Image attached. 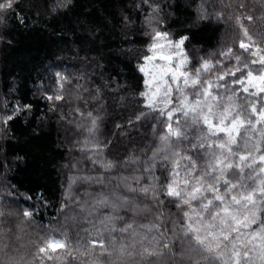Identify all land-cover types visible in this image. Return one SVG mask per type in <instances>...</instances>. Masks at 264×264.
<instances>
[{"label": "snow or ice", "instance_id": "1", "mask_svg": "<svg viewBox=\"0 0 264 264\" xmlns=\"http://www.w3.org/2000/svg\"><path fill=\"white\" fill-rule=\"evenodd\" d=\"M18 3L19 0H0V28L5 25L9 15L17 17L20 23L25 22L23 16L18 15ZM70 3L71 0H60L59 7H67ZM210 3L211 0H201L198 19L209 22L215 19L219 23L225 17L223 9L232 8L234 14L228 18L235 20L248 41L246 43L241 39L239 48L248 52L253 59L248 61L245 58L242 62L241 55H235L234 65L231 59L225 64L224 59L234 54L232 48L222 49L218 54L220 59L215 64L203 60L200 67L189 73L185 68L189 59L185 51L188 36L181 34L178 40L169 39L172 35L170 31L158 27L167 22L168 17H161L159 13L168 5L162 6L154 3V0H141L140 4H133L134 8L142 9L143 5H147L152 10L148 13L151 32L147 33V48L140 51L133 44L121 49L119 55L129 62L135 61L133 67L142 74L145 90L141 91L128 83L121 85L119 73L106 74L101 59L93 57L89 63L102 69L99 73L102 83L94 88L79 86L84 88L88 97L78 98L85 103L89 99L96 101L98 109L94 110L98 111L104 107L105 91H109L115 94L113 99L128 107L124 104L128 97L121 93L130 89L133 103L140 107L129 117L128 127L147 120L152 112L166 117V121L161 120L164 131L159 134L160 145L143 160L137 155H128V149L121 142L108 137L103 141L100 139L102 118L93 116L89 111L85 129L87 136L83 141L77 138V144L81 146L84 159L94 166L103 150L107 149L112 158L99 161V167L108 175L98 173L93 176L87 173L79 176V182L89 188L96 187L93 191L86 189L83 193L85 199L75 201L80 206L79 215L63 213L61 209L65 220L61 228L88 221L91 224V228L85 230L88 236L70 244L67 232H62L65 236L63 240L55 236V230L44 233L36 245L33 260L28 264H45L46 261L57 264L63 256L75 258L77 254L89 258L82 264H201L202 260L208 259L220 260L222 264H254V260L264 264V178L259 175L264 173V142L251 144L249 148L253 140L250 132L259 131L264 138V130L257 128V125L264 124V41H254L248 29L240 23L241 19L252 22L256 19L253 13L264 12V0H254L251 11H248L250 6L246 0H239L234 7L223 4L221 0L219 12H210L206 7ZM211 7L215 9L216 6L211 4ZM261 19L264 20V17ZM153 21L155 26H152ZM121 22L125 29L133 23L130 15H122ZM124 35L128 37L133 34L125 31ZM0 42L12 43L3 35H0ZM254 46L255 51L252 50ZM159 61L168 63L162 65L158 73L147 67L149 62ZM256 64L260 69L254 72L250 65ZM202 70H214L216 79L205 80L201 76ZM237 73L240 75L237 76ZM55 76L58 90L44 95L49 102L64 100V84L70 82L60 72H56ZM165 77H170V80L164 81ZM161 81H164L163 108L157 104ZM181 82L185 86H192L191 99L179 87ZM172 84L177 85L175 91L179 93L175 105L171 100ZM230 84L240 85L239 91L232 87L231 95L221 97L218 89H229ZM153 85L155 91L152 90ZM213 88L217 89L215 94ZM241 92L244 94L242 98ZM32 107L31 103L19 102L11 109L5 105L0 112V148L3 141L14 139L9 135L10 122L19 118L27 123ZM49 110H56L53 103L49 104ZM77 111L80 112V109ZM80 114L84 115L83 112ZM77 127L83 125L78 124ZM116 127L122 132L127 131L121 124ZM152 130L156 132V125L152 126ZM192 132L198 134L191 135ZM241 148L243 152L239 151ZM253 152L257 155H253ZM80 164L79 160L69 161L65 167L78 168ZM157 164L164 173H168L163 183L160 177L154 175ZM133 165V172L138 174L126 176L120 173L121 169L128 170ZM0 167L7 169L8 165L0 164ZM245 169L250 171L245 173ZM242 177L252 183L242 182ZM71 180L63 207H68ZM144 180L148 182L142 183ZM253 184L256 186L253 187ZM7 187L11 189L13 186ZM25 199L31 200L33 197L25 195ZM39 199L45 200L42 195ZM169 205H175L178 210L179 227L177 220L171 218ZM11 207L8 204L0 207V218L13 215L12 211H5ZM21 214L29 219L34 218L31 210H24ZM146 215H151L153 221L149 224L139 223L137 218ZM258 215L261 217L259 225ZM89 217L94 219L89 220ZM117 233L120 235L117 236ZM233 233L236 235L233 236ZM4 237L5 229L0 228V240ZM97 247L100 249L98 254ZM0 253V264H21L23 259L18 260L13 256L7 244L0 245ZM101 257L106 259L102 260Z\"/></svg>", "mask_w": 264, "mask_h": 264}, {"label": "trees", "instance_id": "2", "mask_svg": "<svg viewBox=\"0 0 264 264\" xmlns=\"http://www.w3.org/2000/svg\"><path fill=\"white\" fill-rule=\"evenodd\" d=\"M238 2L239 0H223V4H232L233 7ZM246 2L250 6L248 11H251L254 0ZM59 3L60 0H19L16 8L18 15H22L25 22L20 23L17 17L9 15L5 25L0 28V35L12 41L11 45L0 42V112L5 105L11 109L18 102L31 103L33 106L27 123L19 118L10 122L9 135L14 139L3 141V147L0 148V164L8 165L7 169L0 167V207L12 205L5 211L13 212L11 216L0 218V228L5 229V237L0 240V245L7 244L8 251L18 260L22 257L21 264H28L33 260L36 245L44 233L55 230V236L63 240L65 236L62 232H67L70 244H75L78 238L86 239L88 236L85 231L91 228L88 221L72 223L63 229L61 226L65 225L63 213L79 215L80 206L75 201L85 199V190L93 191L96 187L89 188L79 182L78 177L87 173L93 176L98 173L108 175L99 167V161L112 158L107 149L103 150L97 165L94 166L84 159L81 146L77 144V138L83 141L87 136L85 129L89 111H92L93 116L99 115L102 118L99 131L102 141L105 137L119 141L128 149V155H137L141 160L150 156L160 145L159 134L164 131V123L161 120L166 121V117H159L157 113L152 112L147 120H141L133 127H128L129 117L140 107L133 103L130 89L121 93L128 97L124 101L128 107L113 99L115 94L109 91H105L104 107L98 111L94 110L98 109L96 101L89 99L88 103H85L83 99L78 98L88 97L84 88L79 86L94 88L96 84L102 83L99 76L102 69L89 63L93 57L101 59L106 74L119 73L121 85L128 83L139 87L141 91L145 90L142 74L133 67L135 61L129 62L119 53L121 49L133 44L140 51L146 50L147 33L151 32L148 13L152 10L147 5H143L142 9L132 7L133 4H140L141 0H71L67 7H59ZM154 3L168 5L159 13L161 17H168L167 22L158 27L170 31L172 35L169 39L178 40L181 34L188 36L185 42V51L189 58L186 67L188 72L191 73L200 67L203 60L215 64V61L220 59L218 54L222 49L232 48L234 54L233 57L224 59L225 64L231 59V64L234 65L235 55H241L242 62L245 58L248 61L253 59L248 52L239 48L241 39L246 43L248 41L243 37L242 30L235 20L228 18L234 14L232 8H224L225 17L217 23L215 19L211 22L198 19L197 12L201 0H154ZM211 4H215V9ZM206 7L210 12H219L221 0H211ZM253 14L256 16L254 21L241 19L240 23L248 29L253 40L259 43L264 41V20L261 19L264 12L257 11ZM122 15H130L133 21L128 29H125L121 22ZM152 26H155L154 21ZM125 31H130L133 35L125 37ZM93 32L95 35H92ZM252 50L255 51V46ZM250 67L254 72L260 69L258 64ZM56 72L66 76L70 82L64 84V100L49 102L44 95L53 94L58 90ZM207 74L204 79H216L214 70ZM239 75L240 73H237V76ZM232 87L238 91L240 89L238 84H230L229 89L221 87L218 89L221 97L231 95ZM243 95L241 92V98ZM50 103L54 104L55 111L49 110ZM78 124L83 127L78 128ZM117 124H121L127 131L122 132L116 127ZM153 125H156L155 133L152 130ZM241 131L243 132V129ZM197 134L198 132L191 133ZM252 136L249 148L251 144L258 143L255 132ZM239 151L243 152L244 149ZM75 160L81 161L78 168L65 167L69 161ZM134 167L133 165L128 170L121 169L120 173L126 176L138 174L133 172ZM248 171L250 170L245 169V173ZM154 175L160 177V182L163 183L168 173H164L157 164ZM70 178L72 187L70 196L67 197L68 207H63L69 192ZM241 181L252 183L245 177H242ZM132 183L136 186L135 181ZM8 185L13 187L8 189ZM25 195H30L33 199L27 200ZM41 195L45 198L44 201H40ZM24 210H31L34 218L24 217L21 214ZM168 211L171 218L177 220L179 227L175 205H169ZM92 219L94 217H89V220ZM137 219L142 224L153 221L151 215ZM260 219L258 215L257 225ZM99 252L97 247L96 253ZM87 259L89 258L80 257L78 254L75 258L63 256L57 264H82V261ZM45 264L51 262L46 261ZM201 264H222V261L208 259L202 260Z\"/></svg>", "mask_w": 264, "mask_h": 264}, {"label": "rangeland", "instance_id": "3", "mask_svg": "<svg viewBox=\"0 0 264 264\" xmlns=\"http://www.w3.org/2000/svg\"><path fill=\"white\" fill-rule=\"evenodd\" d=\"M167 51V50H166ZM155 63V68L153 67V64ZM168 62H165V61H159V62H149V64L147 65V67L149 69H152L153 72L155 73H158L159 72V69L162 65H166ZM188 63V62H187ZM187 67V64L185 66V68ZM187 70V69H186ZM190 73V72H189ZM208 75L207 72H204V71H201V76L204 77ZM159 79V77H158ZM170 80V77H165L164 78V81H168ZM205 80H208V79H205ZM164 81H161L160 82V93L158 94V98H157V104L159 107L163 108L165 107L164 103H163V98H164V94H163V88H164ZM172 89H173V92H172V97H171V100H172V105H175L177 102H178V97H179V93H177L175 91L177 85L176 84H172L171 85ZM179 87L184 91L186 92L187 94H189V99H191V93L193 92V88L192 86L189 84L188 86H185L183 84V82L180 83ZM153 91H155V85H153ZM217 89L213 88V94H215ZM223 102V101H221ZM257 128L260 129V130H264V124H261V125H257ZM254 132H250L249 134L252 136ZM256 135H257V139L256 141L257 142H264V138H262L260 136V132L259 131H256L255 132ZM253 155H257V153L253 152ZM258 170V169H257ZM261 178H264V173H260L259 174ZM259 183V180H257V184ZM233 236H235L236 234L233 233L232 234ZM221 250H223V245H221ZM254 264H260V262L258 260H254Z\"/></svg>", "mask_w": 264, "mask_h": 264}]
</instances>
